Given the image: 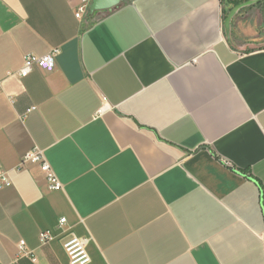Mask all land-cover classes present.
Segmentation results:
<instances>
[{
  "label": "crops",
  "instance_id": "0c3cea01",
  "mask_svg": "<svg viewBox=\"0 0 264 264\" xmlns=\"http://www.w3.org/2000/svg\"><path fill=\"white\" fill-rule=\"evenodd\" d=\"M78 3L0 0V264H70L67 230L90 264H264L260 9L124 0L78 20ZM51 51L54 71L16 75ZM35 148L63 190L18 171Z\"/></svg>",
  "mask_w": 264,
  "mask_h": 264
},
{
  "label": "built area",
  "instance_id": "2783aa9c",
  "mask_svg": "<svg viewBox=\"0 0 264 264\" xmlns=\"http://www.w3.org/2000/svg\"><path fill=\"white\" fill-rule=\"evenodd\" d=\"M78 5L75 10V17L78 20H83L90 13V5L92 0H78ZM58 51H51L50 53L38 57L33 54H28L24 57V65L22 69L16 73L19 77L28 76L32 70L37 67L48 72L54 71L56 67V57ZM101 112L99 113V115ZM29 165H36L39 167L42 174L45 176L48 188L50 191H61L64 185L59 180L53 167L48 161L45 152L35 148L28 152L22 159L18 171H22ZM11 186V180L8 173L0 169V191ZM66 219L59 221V228L64 229L66 227ZM52 240V236L48 232L41 233L40 241L42 244H47ZM63 249L68 257L70 264H90L91 257L87 250V239L78 237L73 231L67 230L63 232L60 239ZM20 256H29L31 253L26 247L24 241L19 242Z\"/></svg>",
  "mask_w": 264,
  "mask_h": 264
},
{
  "label": "rangeland",
  "instance_id": "374dc122",
  "mask_svg": "<svg viewBox=\"0 0 264 264\" xmlns=\"http://www.w3.org/2000/svg\"><path fill=\"white\" fill-rule=\"evenodd\" d=\"M246 0H222L223 2V6L226 8H229L231 6L236 7V11H239L240 13H247L249 11L248 8H245V6L247 5V3L245 2ZM260 11L263 14V9L259 8ZM264 17V16H263ZM230 42L231 44L236 47V48H241V49H246L248 50V43H246L245 41L238 39L236 36L233 35L232 38H230ZM261 48H264V42L259 44Z\"/></svg>",
  "mask_w": 264,
  "mask_h": 264
},
{
  "label": "water",
  "instance_id": "95a60500",
  "mask_svg": "<svg viewBox=\"0 0 264 264\" xmlns=\"http://www.w3.org/2000/svg\"><path fill=\"white\" fill-rule=\"evenodd\" d=\"M124 3V0H92L90 14L111 11Z\"/></svg>",
  "mask_w": 264,
  "mask_h": 264
},
{
  "label": "trees",
  "instance_id": "16d2710c",
  "mask_svg": "<svg viewBox=\"0 0 264 264\" xmlns=\"http://www.w3.org/2000/svg\"><path fill=\"white\" fill-rule=\"evenodd\" d=\"M245 2L247 3L245 8L248 9L261 8L263 9V14H264V0H246Z\"/></svg>",
  "mask_w": 264,
  "mask_h": 264
}]
</instances>
